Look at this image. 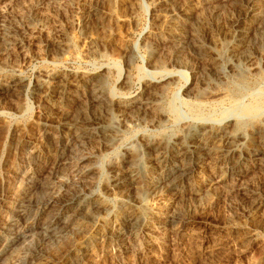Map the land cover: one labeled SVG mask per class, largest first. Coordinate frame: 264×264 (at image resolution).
Masks as SVG:
<instances>
[{
	"label": "rangeland",
	"instance_id": "1",
	"mask_svg": "<svg viewBox=\"0 0 264 264\" xmlns=\"http://www.w3.org/2000/svg\"><path fill=\"white\" fill-rule=\"evenodd\" d=\"M33 1L0 0V29L4 25L10 26L12 23L21 24L23 20L18 17L19 10L28 8ZM231 1L234 2L231 3ZM158 3L159 0H55L54 4L56 7L49 12L50 18L47 20L46 30L39 32V34L36 33L34 36L27 33L28 31H22L20 34L21 47L18 46L7 57L0 58V84L8 82L13 75L18 74L26 80L27 84L24 88L17 89L18 92L16 90L10 95H0V250L4 243V233L6 229L11 227L10 223H13L17 196L29 184L28 175L31 172V167L27 161L36 152L44 150L42 152L45 153V157L40 163L41 174L43 176H52L53 185L48 192L40 195L41 198H39L38 204L33 207L32 215H30V223L39 222L44 217V203L46 201L62 194V179L58 178L57 175H65L66 184L69 181L71 184L74 179L78 180L77 176L74 175L76 167L72 166L79 159L80 162L85 159L84 163H88L96 169L97 173L94 175L96 176L94 180L98 181L99 186L97 188L94 187L93 179L91 181L85 179L83 182H79L78 185H74V187H71L73 184H68L72 189L71 191L94 190L96 188V192L106 202L107 206L105 207L108 209L107 214L101 216L102 218L99 221L83 225L82 231L77 235L76 233H67L68 235L66 234V238L62 242L42 248L40 252L53 261L51 264H264V249H261L253 240L254 236L262 237L264 234V214L262 215L264 213V176H261L259 165L255 159L257 149L260 147L258 135L264 132V104H262L264 101V24L260 27V22L256 23L254 21V16L247 12V1L245 0H228L225 2L223 7V12H225H222L217 20L205 12L206 21L201 26L203 27L205 23L206 25L204 26L205 28L203 27L204 29L200 27L203 32L201 36H203L204 45L206 44L205 47L209 44L210 46L214 44L217 47L219 45L223 46L227 41L234 40V37L237 36L236 26L234 25L237 19H241L243 25L256 26V30L246 38V43L249 47L248 51L251 56L248 57L247 51L245 57H243L244 66L248 69L246 75L254 83V86L251 91L246 92L235 104L237 105L236 111L230 113L231 109H233L232 101L230 95H227L229 93L225 88L228 78L235 73H232L233 70L227 66L229 54L226 50L225 58L223 59V62L225 61L223 63L225 76L224 78L215 76L219 80L212 81V83H216L212 88L205 85L206 88L202 91L205 94L203 93L202 96L204 97V102L207 103L202 107V110L207 114L204 112L203 116H196L192 110L195 100L193 97L186 96V92H184L193 83L194 77L190 69L181 66L179 62L172 59L174 54H171V51L163 45H160V51H163V57L167 58L164 69L156 71L150 66L151 53L144 39L156 26L157 18L154 10ZM91 6L98 7L99 11V15L93 18L90 29L94 38V52L98 53L96 56L90 53L85 41L81 39L78 29L80 20L86 16ZM226 7L227 9H225ZM239 8L241 11H239ZM231 12L232 15L230 14ZM228 19L230 22L227 21ZM207 29L208 31H205ZM216 31L219 35H217ZM213 35L216 37L212 39ZM61 39H65L66 47L64 52H57L56 48H54L53 40ZM196 50L195 47L187 48L186 52H182V56L189 58L188 60L191 63L193 62L196 75L202 74L205 78L216 79L213 73L209 72L212 70L209 64L204 61L199 50L197 53ZM129 54L131 55V60L127 61V55ZM187 54L192 57L187 56ZM195 55L196 57H194ZM203 64L206 65L203 66ZM52 72L66 75V80L58 83L56 80L44 76ZM169 73L172 75H169ZM97 74H100V77L103 78L106 92L115 101H126L139 95L145 83L152 82V80L153 82H158V80L162 81L169 78L172 83L169 82L164 92L166 94L162 97L163 100L160 99L156 106L152 108L153 110H137V108L131 110L132 112L126 118L130 121H137L138 119V121L142 122L139 126H132L129 121L125 123L127 127L122 122L123 124L120 128L124 131V138L120 143L110 146L107 150L101 137L99 139V136L95 135L87 139L85 143L80 142L79 146L76 145L72 151H69V149L64 151V145L62 144L61 146L62 137L59 134L61 128L57 123L60 114H48V109L57 101L56 94L59 91L58 89H60L59 86H61V88L65 89L66 95L70 99L71 109H74L72 113H76L77 119L106 117L107 115L102 107L104 105L93 103L90 106L89 104L91 91L88 82ZM39 78L46 81V87L44 92H41L42 94L34 90L36 81ZM124 78L127 79L125 84ZM214 88L218 90H214ZM48 97L51 98L49 99ZM216 99H218V102ZM257 103H260L261 106L249 117V124L244 130L250 142L246 145L249 151L246 155V169L244 168L243 175L239 179L241 182L243 181L241 189L244 193L237 188H235L234 192H230L231 186L234 187L239 180L235 173L232 176L228 175L227 181L224 182L226 187L220 184L216 194L214 192L207 198H194L187 194L186 198H182V202H185H180V206L185 208L181 207L183 217L176 223L179 225L175 224V227L172 226V228L170 226L162 227L159 223H154L155 228L149 230L155 234L156 242L153 241L154 239L147 233L148 230L145 229L136 238L131 235L125 236L124 245L110 244L108 240L109 228L117 225L120 220L125 219L126 214L131 212L132 202L129 199L137 194L135 189L129 193H121L117 190L106 191L104 185H107V182L114 175L113 165H122L126 149L130 148V146L132 149L137 147L141 153L143 152L142 163L146 167L147 165L149 168L154 167L157 158L155 153L149 152L145 147L141 141V134L147 137L150 136L154 142H160L164 137L172 142L174 136L178 133V129L185 127L186 123L187 125L209 123V125L212 124V128H223L227 125L229 118H234L237 121L242 119L241 116L248 113V109ZM93 105H97L96 107L99 108L97 109ZM89 106L93 109H90ZM99 109L103 112H99ZM155 110L167 113L165 130H159L153 126L151 121L154 120L153 116L155 115L153 114ZM134 111L137 113H134L135 116L133 114ZM98 112L102 113L101 116ZM127 119L124 120L126 121ZM124 120L122 119L121 121ZM256 144L257 146H255ZM251 146L254 147L252 148ZM146 150L148 151L147 153ZM63 152L64 154H62ZM207 160L204 165L205 168L202 167L200 172H196L193 176L191 185L199 187L206 179L214 175V170H212L214 167L211 166V161ZM207 164L210 166H207ZM56 168L57 171L60 170L58 171L59 173H57ZM59 168H62L63 172ZM154 175L157 176L158 174L154 173ZM229 181H232V183L230 184ZM219 188L221 189L219 190ZM260 188L262 189L260 190ZM222 189L227 190V195L219 192ZM36 191L39 190H34L30 194L32 198L40 194ZM149 201L151 206L158 205L156 200H151L150 198ZM257 201L260 203L259 205H257ZM261 201H263V204ZM182 222H187L186 228H181ZM18 226L22 230L27 229V225L22 222L18 223ZM83 229L87 231L85 232ZM177 229L179 230L177 231ZM192 229L197 232V239L188 237ZM90 230L91 232H89ZM256 232L257 235L254 234ZM86 233H89L88 244L81 241ZM245 239L248 241L246 242ZM75 248L83 249L75 252ZM31 262L27 258V262L24 264H32ZM2 264H14V260L9 259Z\"/></svg>",
	"mask_w": 264,
	"mask_h": 264
},
{
	"label": "bare ground",
	"instance_id": "2",
	"mask_svg": "<svg viewBox=\"0 0 264 264\" xmlns=\"http://www.w3.org/2000/svg\"><path fill=\"white\" fill-rule=\"evenodd\" d=\"M227 1L228 0H190V1L185 0L180 2V0L179 1L159 0V3L154 10L156 11L155 15L157 18L156 26L154 29H152V31L148 35H146L144 39L146 45L150 49L149 51L151 53V56L149 63L154 70L159 71L164 69V64L167 58H164L162 53L163 51H160V45L161 46L163 45L166 49H169V51H171V54H174V56L172 55L173 56L172 59L179 62L181 66L189 68L190 71L193 73V77H194L193 83H191V85L188 86L184 92H186L185 93L186 96L193 97V99L195 100L192 110L194 111L196 116H203L204 115L203 113L205 112L202 110V107H204L205 103H207L204 102L205 100L204 97L202 96L204 93V92L202 93V91H204V88H206L205 85H207L209 88H212L216 84L215 82L212 83V81L219 80L215 76H217L218 78L219 77L224 78L225 76L224 64H223L225 61L223 62V59L225 58L224 56L226 50L228 51L229 54L227 58V66L231 70H233L232 73H235L233 74V76L228 78L227 86L225 85L226 86L225 90L229 93L227 95H230V99L232 101L233 109H231L230 113L236 111L237 105L235 104H237V102L246 92H249V90L251 91V89L254 86V83L251 82L246 75L248 73V69L245 68L244 66L243 57H245V54L247 53L249 48L246 43V38L249 37V35H251V33L254 30H256V26L251 27V25L250 26L243 25L242 20L237 19V21H235L234 23V25L236 26L237 36L234 37V40L227 41L226 43L223 44V46L219 45L218 47L216 46V44L214 45L211 44L212 46H210V44L209 45L207 44L208 46L205 47L206 44L204 45L202 40L203 36L201 35H203V32L202 29H200V27L203 28L206 25L205 23L203 27L201 26L202 24H204V21H206L205 14L207 13L211 15L212 18L217 20L218 17H220V14L223 12L224 10L223 7L225 6L224 4ZM245 1H247V12L253 15L255 19L254 21H256V23L259 21L261 25L259 26L262 27V25L264 24V0H245ZM232 2L234 1H231V3ZM54 3L55 0H34L29 5L28 8L19 10L18 17L23 20L21 24L12 23L10 24V26L4 25L0 29V58L7 57L8 55H10L11 52H13L16 48H18V46H20V44L22 43V40L20 38L21 37L20 34L22 31L24 30L28 31L27 33H29L31 36H34L36 33L39 34V32L46 30V23L48 22L47 20L50 18L49 12L53 10L54 7H56ZM225 9H227V7ZM239 11H241V9ZM232 12L230 13L231 15ZM97 15H99L98 7L91 6L86 16L80 20V23L78 25L81 39L85 41L90 53H93V55L95 56L98 55V53L94 52L95 51L94 38L92 36L90 29H91V22L93 18ZM229 18L231 17L229 16ZM227 21H229V19ZM216 23L217 21L215 22V25ZM211 24L213 25V23ZM232 27L234 26L232 25ZM205 31H208V29ZM217 35H219V33ZM221 35L225 36L224 34ZM213 37L216 36L213 35L212 39ZM53 42L55 44L54 48H56L57 52H62V51L64 52V49L66 47L65 39L53 40ZM194 47L195 49H197L196 53L199 50V52L202 54L204 61H206L209 64L210 68L212 69L209 72H212L216 79H212L211 77L205 78L204 75L202 74L196 75L197 73L194 65L192 64L193 62L191 63L190 60H188L189 58L187 59L185 56L184 57L182 56L183 51L186 52L187 48H194ZM187 56L189 55L187 54ZM250 56L251 55L248 51V57ZM194 57H196V55ZM129 60H131L130 54L127 55V61ZM205 65L203 64V66ZM170 74L171 73H169V75ZM44 76L49 79L56 80L58 83L64 82L66 80V75H62V73L54 74L52 72V73H47ZM169 80H170L169 78L163 79L162 81L158 80V82L156 81L153 82L152 80V82L145 83V85L143 86L144 88L139 95L127 99L126 101H119V100L115 101L106 92L103 78L100 77V74H97V76H94L88 82V85H90L89 89L91 91L90 92L91 98L89 104L90 106H92L93 103L100 104L101 106L104 105L102 107L104 108V111L107 116L104 118L101 116L102 113H99V112H103L101 111L102 109L101 108L99 109L100 111L98 112L101 117H96V118L88 117L86 119L83 118L80 120L77 119L75 115L76 113L75 114L72 113L73 112L72 110L74 109H71L70 99L68 98V95H66L65 89L59 86L60 89L57 88L59 91L56 94L57 101L55 100L56 102H54L50 106V108L48 109V114H55V115L56 113L60 114V115L58 114L59 116L57 123L61 128L59 134L62 137L61 146L62 144L64 145L65 148L64 151H66V149L72 151L73 148L76 145H78L80 142L85 143L87 139L95 135L99 136V139L101 137L107 150L108 148H110V146L116 145V143H120V141H122L124 138V131L120 127H122L123 124L122 122H124L123 125H125L126 122L130 121L126 117L130 114V112H132L131 110L133 108H137V110L154 108V106H156V103L160 99H162L163 95L166 94V93L164 94V92L165 89H167L166 87L170 82ZM125 82H127V79L124 80V84ZM45 84L46 81L44 79L39 78L36 81L34 90H36L37 93L44 92V88L46 87ZM26 85H27L26 80L22 78L21 75L20 76L19 74L13 75L10 78V80H8V82L0 84V95H4V96L8 94L10 95L13 92H15L17 89L19 90V88L20 89L24 88ZM215 89L217 88H214V90ZM48 98L50 99L51 97ZM217 100L218 99H216V101ZM256 102L258 101L256 100ZM263 102L262 104H264ZM260 103H257L255 106L254 105L251 106L248 109V113L241 116L242 119H239L238 121L235 120L234 118H229L227 125L223 128L221 127L219 129L212 128L211 127L212 124L209 125V123L201 124V125L200 124L187 125L186 123L187 126L185 125V127L181 128L180 130L178 129V133L174 136L172 142H170L169 139L165 137L163 138V140L161 139L160 142H157L156 140H155L156 142H154L149 135H148L149 137H147L146 135L141 134V141L148 149V151L149 152L151 151L157 155L154 167L152 166L153 168L152 167L149 168L148 165L147 167L143 165L142 163L143 152L141 153L140 149H138L137 147L132 149L131 146L130 148L127 147L128 149H126L124 160H122L123 161L122 165H118V164L113 165L112 168L114 175L112 179L109 182H107V185L104 186L106 191L117 190L120 191L121 193L122 192L129 193L135 189L137 194L129 199L132 202L131 212L129 214H126L127 215L126 217L124 216L125 219L121 218L122 220H120L117 225H114L112 228H109L108 240L110 244L124 245L125 243L124 241L126 238L125 236L131 235L133 236V238H136L138 237L140 232L145 231V229L148 230L147 233L154 239L153 241H155V237H154L155 234H153V231H151L155 228L154 223H159V225L162 227H167V226L172 227L176 223H178V221L181 220L183 217L181 214L182 206H180V202H182V200L186 198L185 196L187 194H190V196H193L194 198L195 197L207 198L214 192L216 194V192L218 191V186L220 184H223L226 187V184H224V182L227 181L226 178L228 175L232 176L235 173L237 175V179L239 180L240 176L243 175L244 168L246 166V159H247L246 155L249 152L247 148L248 146H246L248 145L249 141L246 137V133L244 132V130L247 128V125L249 124V120H250L249 117L253 115V113L257 109L260 108L261 106ZM135 111L133 112V114L136 113ZM162 111L155 110L153 114L155 115L153 116L154 120L151 121L153 126L159 130L160 129L163 130L165 128V118L167 113L165 114ZM204 117L206 118V116ZM122 119L123 120L127 119V120L121 121ZM141 122L142 121H138V119L137 121H130L132 126H139ZM258 137H259L260 147L257 149V152L255 154V159L257 160L260 172L262 174L261 176L263 177L264 176V132L259 133ZM255 146H257V144ZM251 147L253 148L254 146ZM42 151L36 152L27 161L29 166L31 167V172H29L28 175L29 184L28 187L25 190H22L17 196V200H16L17 205L16 208L14 209V218L12 220L13 223H10L11 227L6 229L4 233V243L0 250V264L4 263L6 260L9 259L14 260V264H22V263L24 264L25 262H27V258L30 260V262L32 260L31 262L32 264H36L38 262H39L38 264H51L53 261L49 260L50 258L49 259L46 258L40 252L42 248L47 247L54 243L62 242L64 238H66L67 233L71 232V233H76L77 235L80 231H82L81 228L83 225L87 223H91V222L95 223L99 221V219L102 218L101 216L106 215L108 212L107 207H105L107 206L106 202L101 199L102 197L99 196L95 190L99 186L98 181L94 180L96 177L94 175H96L97 173L96 169L94 167H91L90 164L84 163L85 159H83V162L81 161L82 163L80 162L79 159L78 162L74 166H72V167H76L74 171V175L77 176L78 180L74 179L73 182H71V184H73V186L71 187H74V185L76 184L78 185L79 182H83L85 179H89L90 181L93 179L92 183H95L94 187L96 188L94 190L82 189L80 191L78 190L76 192L75 190V192H73L71 191L72 189L68 185L70 184V181L67 182L66 184L64 178L65 175L56 174L58 178L62 179V184H61L62 194L56 197L51 196L52 198L50 200L46 201V203L43 202L45 206L44 217H42L41 220H39V222L37 221L36 223H30L29 222L30 215H32L33 207H35L38 204V200L39 198H41L40 195L48 192V190H50L51 186L53 185L52 176L49 175L43 176V174H41L42 169L40 168V163H42L41 161L45 157L44 155L45 153ZM148 151L146 150V153ZM62 154H64V152ZM207 159L211 161V166L214 167L212 169L214 170L213 171L214 175L206 179L203 182V184H201V186L198 185L199 187H195L191 185L192 184L191 180L193 176L196 174V172L198 171L200 172L201 168L204 167V165L206 164V161H208ZM59 160L63 162L61 158H59ZM67 163L69 162L67 161ZM209 164H207V166ZM59 169H61L62 171V168ZM58 171L57 173H59ZM154 173H157L158 175L155 176ZM263 181H264V177H263ZM242 182L239 180L236 182V184L233 183L235 185L234 187L231 186L232 189L229 187L231 189V190L229 189L230 192H234L235 188L243 192L241 189L243 186ZM229 183L231 184L232 181L231 182L229 181ZM229 183L227 184L230 186ZM220 189L221 188H219V190ZM261 189L262 188H260V190ZM34 190H39L36 191L40 193L39 195H36L37 198L36 197L32 198V196H30V194ZM219 192H221L222 194L223 193L226 194L227 190L222 189V191ZM258 194L260 195V193ZM150 198L151 200H156V203L158 205L156 206L152 204L153 206H151L150 204L151 202L149 201ZM261 202L263 204V201ZM259 204L260 203H258L257 201V205ZM263 214L264 213H262V215ZM20 222L26 224L27 229L22 230L21 228H19L18 223ZM186 223L187 222H182L181 228H186L188 225ZM102 225L104 226V224ZM178 230L179 229H177V231ZM89 232H91V230ZM254 234L257 235V232ZM263 236L262 237L254 236L253 239L255 243L259 247H261V249L262 248L264 249ZM88 237H89V233H86L82 237L81 241L83 243L88 244L89 243L87 241L89 240ZM188 237H190L191 239H195L197 237V232L194 229H192ZM247 239H245L246 242L248 241ZM82 249L75 248L74 251L79 252ZM78 254L80 255V253Z\"/></svg>",
	"mask_w": 264,
	"mask_h": 264
}]
</instances>
